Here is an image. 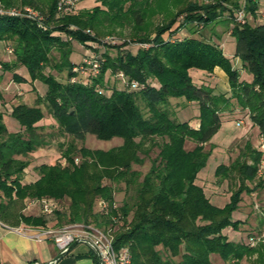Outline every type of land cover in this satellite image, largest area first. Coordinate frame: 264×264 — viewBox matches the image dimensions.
<instances>
[{"label": "trees", "instance_id": "obj_1", "mask_svg": "<svg viewBox=\"0 0 264 264\" xmlns=\"http://www.w3.org/2000/svg\"><path fill=\"white\" fill-rule=\"evenodd\" d=\"M1 1L6 6L40 7V0ZM95 1L100 5L91 10L54 18L55 0H48L44 28L28 18L0 16V41H12L14 55L10 64L1 62L3 69L24 66L31 82L40 81L46 86L44 95L37 94L33 105L18 103L12 107L10 117L17 122L18 130L8 129L0 111V221L10 226L53 228L91 223L114 229L115 248L129 249L128 264H211V254L230 264H238L243 258L250 259V264H264V242L251 245L252 238L248 244L234 243L223 234L225 228L235 229L239 225L231 212L238 207L241 194L251 192L246 182L258 176L263 152L247 143L241 161L217 167L215 176L220 178L219 182L229 179L231 174L239 179L237 188L231 191L230 202L223 207L214 205L196 183L208 156L205 145L225 121L220 112L231 101L235 100L248 113L264 139V21L254 25L234 21L235 12L241 7L256 16L259 0L191 2L160 27L153 38L139 39L150 45L125 52L120 51L121 46H114L119 50L115 56L105 52L102 62L97 57L101 62L98 72L83 76L73 70L82 60L73 63L69 56L72 41L85 43L93 39L84 29H96V19L119 22L126 18L136 26L144 22V5L139 0ZM127 1V11L122 12ZM224 10L229 12L230 35L235 39L232 57L240 61V69L208 41L193 36L175 41L163 38L166 32L176 33L187 24L209 25L218 11ZM179 15L183 20L172 29ZM70 25L76 28L70 29ZM52 50L59 52L55 67L59 73L66 71L64 81L45 72ZM215 67L227 75L229 97L214 94L204 84H195L189 74L190 69L212 72ZM241 70L250 74L251 79H241ZM107 71L124 79L126 86L113 87L109 94L99 90L96 86L104 85ZM13 79L26 80L16 73ZM132 81L137 82L136 88L131 87ZM169 97H184L197 104L198 128L172 115ZM138 102L143 104L144 111ZM42 106L56 123L49 125V131L40 124L44 117ZM55 127L73 140L83 141L87 134H92L101 140L118 137L122 144L101 150L58 143L65 164L41 163L33 167L36 178L24 181L29 155L51 145ZM187 139L194 143L192 149L184 148ZM148 146H156L158 153L136 187L132 205L124 202L115 206L113 184L122 182L127 187L135 182L138 174L132 170V164L143 163L140 155L148 154ZM256 187L264 188V178ZM42 197L55 201L57 207L51 215L22 213L27 199ZM64 201H68L66 212L60 207ZM100 201L106 204L104 210L95 208ZM54 215L55 219L48 224L47 217ZM120 220L123 224L118 226ZM261 223L262 236L264 214ZM89 253L98 264L94 253Z\"/></svg>", "mask_w": 264, "mask_h": 264}, {"label": "rangeland", "instance_id": "obj_2", "mask_svg": "<svg viewBox=\"0 0 264 264\" xmlns=\"http://www.w3.org/2000/svg\"><path fill=\"white\" fill-rule=\"evenodd\" d=\"M74 2V9L70 11H65V7L68 6V0H55V17L59 18L67 14H74L80 10H91L95 5H100L99 2L95 0H70ZM143 2L144 5V22L141 26H136L134 21L130 19H124L123 21H103L99 20V25L94 28H86L84 32L88 34L92 40H88L85 43H78L72 41V52L69 56V60L73 63L80 62L86 56H91L97 59L101 58V62L104 61L103 54L107 52L111 56H115L118 48L114 46H121L120 51L125 52L126 50L134 51L137 47H147L150 44L139 42L142 38H153L156 31L166 25L176 13L183 10L191 2H212L210 0H139ZM241 3L243 0H239ZM48 0H40V7L36 8L29 5H17L14 7L23 8L31 7L35 10L40 11L43 14H47ZM129 1L123 3L122 12L127 11ZM226 7H232L231 5L224 3ZM12 7V6H11ZM61 9H58V8ZM102 9L106 10L105 6ZM111 17V12H109ZM264 14V0H259L258 12L256 16L246 11L245 22L251 25L258 24L264 21L262 15ZM112 18V17H111ZM229 12L227 10L218 11V16L211 24L202 26L197 24H187V26L180 28L176 33L166 32L163 35L165 40L175 41L177 39L193 36L212 44L217 45L223 52V54L229 58L230 63L234 67L240 69V62L238 59L233 58V51L235 45V39L230 35V28L232 23L229 20ZM183 20V17L179 15L176 20L175 25L172 27L174 29ZM57 24V23H55ZM70 29H75L73 25H70ZM69 40H71L68 37ZM7 45L3 48H11L13 50V42L7 41ZM1 48V47H0ZM119 51V50H118ZM8 53V52H7ZM10 60L8 63L14 61L13 51L8 53ZM60 60L59 52L57 50H52L50 54V64L46 67L45 72L50 73L57 79L64 81L66 79V71L61 73L57 72L55 64ZM99 61V65L101 64ZM0 67V101L7 100L8 105H3L0 111L4 115L5 123L9 130H18L17 122L10 117V111L12 107L18 103H25L32 105L35 96L40 93L39 91H46V86L37 81L35 86H33L28 77V73L24 66H17L11 70L2 69ZM218 68V69H216ZM2 69V71H1ZM198 71L204 74L198 75ZM92 72V67L87 66L85 73H80L79 75H89ZM13 73L18 74L22 77H28V79L17 82L13 79ZM89 73V74H88ZM189 74L192 77V81L197 85H206L213 90L214 94H224L225 97L230 96V88L228 84V79L226 73L219 67H215L212 72H206L197 69H190ZM241 79L249 80L251 75L243 72L241 70ZM152 84L158 86L155 80H150ZM202 82V83H200ZM125 80L118 77L117 75L111 74L109 71L104 75V85L96 86L102 92L109 94L113 87L118 89H123L125 87ZM37 89V90H36ZM42 96L44 94H41ZM230 106L223 112H220L224 122L220 124L218 129L210 137L205 149L208 151V156L205 165L197 174L196 183L201 186L206 196L209 200L218 207H223L228 202H230V197L232 192L237 188L238 176L231 174L229 179H224L219 182L220 178L215 176V172L218 166L221 164L229 165L235 160H242L245 150V145L250 143L254 148L263 152V157L259 165L258 176L253 181H247L246 184L251 189V192H243L241 194V200L238 202V207L231 212V217L233 220H238L239 225L237 228L227 227L223 231L229 240L234 243H244L248 244L252 238L251 245H256L258 243L264 242V236L260 235L261 220L264 214V188L256 187V183L262 178H264V147H262V138L258 134V128L252 124L248 117V113L245 110L240 109L236 105L235 100L231 101ZM140 107L143 109V104L138 102ZM168 109L172 115L180 121H188L191 127L198 128L199 125V112L197 104L193 101H187L184 97H169L168 98ZM44 112V117L40 121V124L47 126L49 131V125L55 124V121L50 117L46 108L42 106ZM197 125V126H196ZM54 128V138L51 145L41 148L34 153L30 154L28 159L30 165L24 170L23 179L28 182L36 178V173L33 169L41 163L54 164L61 163L65 164V160L61 157V152L58 143H63L64 147L69 143H73L76 147H87L90 149H101L108 150L112 147H116L122 144V139L118 137L111 138L109 140H101L96 138L92 134H87L83 141L73 140L69 135H64ZM160 142L159 139H157ZM150 147V146H148ZM146 147V149H148ZM194 143L191 140H185L184 148L192 149ZM158 153V148L150 147L148 154L140 156L143 158V163L132 164V170L137 172V177L135 182L126 187L125 183H114V205L119 207L124 202L132 205L133 198L136 196V187L140 184L143 176L149 170L152 161L156 158ZM78 159V158H76ZM250 163V161H248ZM25 205V203H24ZM68 201L62 202L60 207L63 211H67L66 206ZM25 207V206H24ZM95 208L99 209L98 202ZM22 213L28 214H42L37 207L30 209H22ZM43 215V214H42ZM131 214H129L130 217ZM55 215L52 217H47L48 224L52 223L55 219ZM123 221L117 222L118 226H121ZM29 226V225H27ZM259 238L256 240V238ZM254 258V256L252 257ZM211 264H230V262H225L220 259L217 254L210 255ZM56 264V263H55ZM238 264H250V259L243 258Z\"/></svg>", "mask_w": 264, "mask_h": 264}, {"label": "built area", "instance_id": "obj_3", "mask_svg": "<svg viewBox=\"0 0 264 264\" xmlns=\"http://www.w3.org/2000/svg\"><path fill=\"white\" fill-rule=\"evenodd\" d=\"M68 6L65 7V11L74 9V2L68 0ZM58 9H61L60 7ZM8 15L13 17H24L31 19L37 23L40 28L45 27L43 18L45 14H40L38 10L31 7L17 8L14 6H6L0 0V16ZM264 18V14L262 15ZM246 10L241 7L235 12L234 21L239 24L245 23ZM11 48H6V52L12 53ZM91 66L92 72L97 73L99 70V61L91 56H86L82 59V63L79 66L73 68L75 72L85 73L86 67ZM1 67V65H0ZM74 80V79H73ZM137 82L132 81L131 87L136 88ZM262 147H264V139H262ZM77 162V159L75 160ZM99 209L104 210L106 204L103 201L98 202ZM37 207L42 214L51 215L56 209V203L52 199L42 197L39 199H27L25 201V209ZM0 225L5 229L30 238L35 241L50 240L57 248L58 252H62L67 249L73 242L86 246L92 251L101 264H128L130 262V252L127 246L115 248L114 246V229H103L91 223H74L66 225L62 228H53L50 225L40 226H27L18 225L10 226L0 221ZM262 236H264V225Z\"/></svg>", "mask_w": 264, "mask_h": 264}, {"label": "crops", "instance_id": "obj_4", "mask_svg": "<svg viewBox=\"0 0 264 264\" xmlns=\"http://www.w3.org/2000/svg\"><path fill=\"white\" fill-rule=\"evenodd\" d=\"M6 43L7 41H0V65L1 62H8L11 59L10 56L7 55L6 49L3 48L7 45ZM236 59L237 58H235V60ZM202 74L204 73L198 71V75ZM24 78L28 79V77L25 76ZM35 83H37V81L31 82L33 86H35ZM39 92L38 94L40 96L45 93L42 89ZM3 105H8L7 100L3 99V101H0V108H2ZM27 105L29 104L27 103ZM89 252L90 250L86 246L77 244L62 256L56 264H95L94 256L90 255ZM58 253L57 248L50 240L35 241L15 234L0 225V264H44L55 258ZM96 261L98 263V260Z\"/></svg>", "mask_w": 264, "mask_h": 264}, {"label": "water", "instance_id": "obj_5", "mask_svg": "<svg viewBox=\"0 0 264 264\" xmlns=\"http://www.w3.org/2000/svg\"><path fill=\"white\" fill-rule=\"evenodd\" d=\"M77 244H78L77 242H73L67 249L58 253V255L55 258L44 264H55L62 256H64L71 248H73ZM99 264H101L100 259H99Z\"/></svg>", "mask_w": 264, "mask_h": 264}]
</instances>
